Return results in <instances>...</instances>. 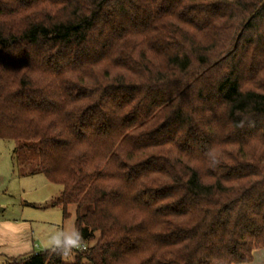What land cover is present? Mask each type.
Listing matches in <instances>:
<instances>
[{"label": "trees", "instance_id": "trees-1", "mask_svg": "<svg viewBox=\"0 0 264 264\" xmlns=\"http://www.w3.org/2000/svg\"><path fill=\"white\" fill-rule=\"evenodd\" d=\"M0 140L82 238L0 264L252 262L264 0H0Z\"/></svg>", "mask_w": 264, "mask_h": 264}, {"label": "rangeland", "instance_id": "rangeland-1", "mask_svg": "<svg viewBox=\"0 0 264 264\" xmlns=\"http://www.w3.org/2000/svg\"><path fill=\"white\" fill-rule=\"evenodd\" d=\"M15 147L13 141L0 140V220L26 219L32 223L38 238L36 252H45L52 233L74 225L75 213L71 209L70 218L65 220L61 208L49 207L60 196L61 186L51 184L43 174L22 175L14 165ZM262 254L259 264H264Z\"/></svg>", "mask_w": 264, "mask_h": 264}, {"label": "crops", "instance_id": "crops-1", "mask_svg": "<svg viewBox=\"0 0 264 264\" xmlns=\"http://www.w3.org/2000/svg\"><path fill=\"white\" fill-rule=\"evenodd\" d=\"M33 224L26 219L0 220V263L12 258L37 254L38 247L36 232ZM264 248L255 250L253 261L248 264H259L258 259L262 257Z\"/></svg>", "mask_w": 264, "mask_h": 264}, {"label": "clouds", "instance_id": "clouds-1", "mask_svg": "<svg viewBox=\"0 0 264 264\" xmlns=\"http://www.w3.org/2000/svg\"><path fill=\"white\" fill-rule=\"evenodd\" d=\"M81 235L75 226L55 231L48 238L45 247L51 253L60 255L62 259L68 260L73 249L82 247Z\"/></svg>", "mask_w": 264, "mask_h": 264}, {"label": "built area", "instance_id": "built-area-1", "mask_svg": "<svg viewBox=\"0 0 264 264\" xmlns=\"http://www.w3.org/2000/svg\"><path fill=\"white\" fill-rule=\"evenodd\" d=\"M84 249H85V247H83ZM80 249V248H79ZM79 249H77V250H79Z\"/></svg>", "mask_w": 264, "mask_h": 264}]
</instances>
